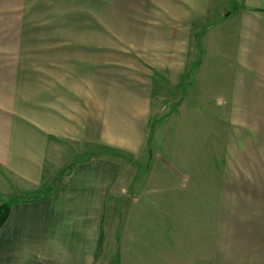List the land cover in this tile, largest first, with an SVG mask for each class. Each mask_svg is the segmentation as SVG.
<instances>
[{"label": "crops", "instance_id": "1", "mask_svg": "<svg viewBox=\"0 0 264 264\" xmlns=\"http://www.w3.org/2000/svg\"><path fill=\"white\" fill-rule=\"evenodd\" d=\"M209 52L229 81L217 92L234 120L225 170L203 175L200 160L183 175L164 160L168 173L156 161L129 174L111 154L147 148L161 97L178 88L172 106L183 109L181 87ZM73 146L87 153L66 161ZM176 189L193 200L190 224L164 202ZM149 198L150 222H137ZM8 199L0 264H112L116 246V264H264V0H0V205Z\"/></svg>", "mask_w": 264, "mask_h": 264}, {"label": "rangeland", "instance_id": "2", "mask_svg": "<svg viewBox=\"0 0 264 264\" xmlns=\"http://www.w3.org/2000/svg\"><path fill=\"white\" fill-rule=\"evenodd\" d=\"M212 36H216V33H211L210 37ZM206 57L208 65H205L202 71L198 72V76L196 74L193 77V82L189 85V88H187L186 85L181 87V94L184 98H187V104L183 109H178L177 106L173 108L172 106L179 100L180 92L178 88H176L175 91L170 89L169 96L161 97L160 115L157 116V119L153 118V130L147 148L135 155L126 156L116 153L111 154L113 158L128 160L129 174H136L137 166L138 168L140 167L138 173L148 174L150 165L154 164L156 161H160L158 163L159 168H164L168 173V167L161 163L164 160L169 161L171 164L175 163L177 165V173L179 172L183 175L196 174L195 172L198 170L200 160L205 164V166L201 168L203 175L207 174L211 176L219 173V169L222 171L225 170L226 162H230L232 154L233 141L231 122L234 120L230 118L231 104L228 102V98L224 94L218 96L217 92L219 89L225 88L227 84H229V81L227 80L225 72L221 70H218L217 73L213 72L215 68H221L219 66L225 61L224 58L223 62H221L217 60V57L213 55L212 52L207 53ZM197 60L198 56L194 61L198 62ZM191 79L192 77L189 78V82H191ZM206 89H208V95L213 96L211 97V102L203 104L198 90L203 93V90ZM171 106L172 110L170 109ZM203 107L205 109L204 111L202 110ZM199 108H202L200 117L198 112L200 111ZM178 110L179 112L176 114ZM153 133L155 134L153 135ZM73 147V149H70V153L65 156L66 161L69 157L73 158L75 155H85L87 153V151L85 152L84 150H75L76 147ZM99 152L100 151L96 150L95 153L99 154ZM252 159L254 158L252 157ZM130 161H132V164ZM186 161L190 167L186 168V171H182L183 168H178V165ZM205 183L207 185V180ZM155 185H162V181H156ZM172 185L173 184H170V186ZM206 185H203V190L206 189ZM197 189L198 188L195 190ZM182 191L186 190H171L172 194L166 196L164 202L170 200L172 203L171 208L180 207L182 210L187 209V216L182 214L181 219H185L183 222L190 224L196 217L195 214L189 212L193 207V200L189 197L190 195H187L188 193L185 194L182 193ZM150 200L151 198L148 199L150 205L141 203L135 207L139 214L133 216L134 220L137 218H144L143 221L137 222H143L144 224L150 222L149 217L145 216L144 213L147 211L149 213L151 211ZM6 202H10V199ZM115 205L117 204L114 201L112 206ZM110 219L111 223L114 224V221L118 220V216L114 214ZM110 249H116V253L111 252ZM109 252H111V256L114 255L112 264H116V260L120 258L118 246L114 248L109 247ZM109 252L107 251L106 254ZM109 254L105 256L106 259L111 257ZM134 256L135 253L127 254L129 259H132ZM127 257L126 261H128Z\"/></svg>", "mask_w": 264, "mask_h": 264}, {"label": "trees", "instance_id": "3", "mask_svg": "<svg viewBox=\"0 0 264 264\" xmlns=\"http://www.w3.org/2000/svg\"><path fill=\"white\" fill-rule=\"evenodd\" d=\"M35 197V196H34ZM11 210V203L4 202L0 205V228L6 222Z\"/></svg>", "mask_w": 264, "mask_h": 264}]
</instances>
